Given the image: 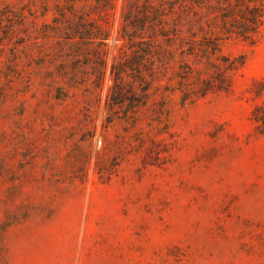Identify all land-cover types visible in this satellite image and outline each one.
Segmentation results:
<instances>
[{
    "label": "rangeland",
    "instance_id": "374dc122",
    "mask_svg": "<svg viewBox=\"0 0 264 264\" xmlns=\"http://www.w3.org/2000/svg\"><path fill=\"white\" fill-rule=\"evenodd\" d=\"M227 6L0 0V264H264V19Z\"/></svg>",
    "mask_w": 264,
    "mask_h": 264
},
{
    "label": "trees",
    "instance_id": "16d2710c",
    "mask_svg": "<svg viewBox=\"0 0 264 264\" xmlns=\"http://www.w3.org/2000/svg\"><path fill=\"white\" fill-rule=\"evenodd\" d=\"M224 3H227V9L222 14V23L225 30L228 32L236 34L238 37L244 40H253L255 36L258 34L259 26L263 22L264 19V0H236L232 4L229 3L228 0H223ZM83 21L79 22V24L75 27L74 32L78 35L79 39H90L93 36H96V33H93L91 28L79 27L82 25ZM83 30V31H80ZM152 40L151 44H149L145 50H143L142 54L137 55L134 59L129 63V66L132 67L133 64H136L137 73L140 71L139 65L143 59V55L150 48V52L152 54V60L155 62L162 63L160 51L168 52L164 48L153 47L155 42H158L160 37H163L162 32H157L156 30L152 31ZM158 50V51H157ZM153 67L151 66V70ZM228 70H231L228 67ZM228 88V78L224 70L219 67H214L213 73L206 81H204V85L199 87L198 94L201 96H205L209 93L217 94L225 91ZM186 90H189L188 86ZM191 91H186V95H188ZM112 102L117 100V103L121 100L120 97L110 96ZM253 120L257 124V127L261 132H264V106L256 108L253 113Z\"/></svg>",
    "mask_w": 264,
    "mask_h": 264
}]
</instances>
